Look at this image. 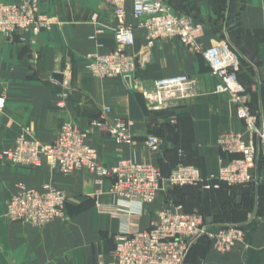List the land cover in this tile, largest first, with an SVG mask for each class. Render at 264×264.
Returning a JSON list of instances; mask_svg holds the SVG:
<instances>
[{"label":"crops","instance_id":"0c3cea01","mask_svg":"<svg viewBox=\"0 0 264 264\" xmlns=\"http://www.w3.org/2000/svg\"><path fill=\"white\" fill-rule=\"evenodd\" d=\"M166 1L176 13L202 24V48L224 40L255 70L238 77L255 111L264 101V0ZM39 7L59 25L36 36L30 32L10 40L0 36V94L5 98L0 111V154L25 129L48 144L62 124L69 122L88 134L101 166L130 159L151 164L167 176L182 163L199 168L203 184L159 192L151 204L139 207L113 198L107 192L108 183L97 186L87 170L62 175L46 162L38 168L20 167L0 157V264H116L114 236L149 228L157 212L170 204L202 215L212 226L246 224L244 240L231 250L219 252L202 239L188 254L186 264H264V163H258V183L204 187L213 185L210 175L228 159L218 146L220 136L245 134V129L227 94L213 93L219 81L202 55L175 39L158 40L147 49L141 19L133 17L131 0L126 1L125 25L135 34L127 53L148 54V61L134 71L132 83L150 86L176 75L197 82L194 98L150 111L125 79L97 78L86 70L88 54H104L115 47L117 22L103 0H39ZM57 75L61 81L54 78ZM104 109H110L108 120L128 123L131 144H116L105 129L93 125L102 119ZM150 135L160 140L156 153L145 143ZM19 184L27 188L50 184L63 190L71 221H55L34 230L31 238L23 237L24 224H7L2 216ZM199 187L208 192H199ZM204 193L213 194L216 212L211 204L207 207Z\"/></svg>","mask_w":264,"mask_h":264},{"label":"built area","instance_id":"2783aa9c","mask_svg":"<svg viewBox=\"0 0 264 264\" xmlns=\"http://www.w3.org/2000/svg\"><path fill=\"white\" fill-rule=\"evenodd\" d=\"M126 1L103 0L117 22L115 47L104 54H88L86 70L97 78L119 76L125 79L130 90L142 95L150 111L167 109L174 102L194 98L197 95L196 80L187 75L162 78L150 86L132 83L134 71L148 61V54L135 57L127 53L134 45L135 34L132 27L125 25ZM131 7L133 17L141 19L139 26L144 31L147 49L158 40L175 39L202 55L211 74L219 81L215 93L227 94L243 124L245 134L230 132L220 136L218 146L228 159L210 175L213 185L204 187L219 189L224 184L233 188L260 182L257 168L260 161L264 163V101L255 111L251 110L250 97L238 80L241 64L236 51L224 41L202 48V24L188 15L176 13L166 0H131ZM57 25L59 22L55 17L40 10L39 0L0 3V36L7 40L24 32L36 36ZM4 103V95L0 94V111ZM109 112L110 109H104L102 119L93 125L105 129L116 144H131L128 123L119 118L108 120ZM145 143L151 152L159 151L160 140L155 135L147 136ZM0 157L20 167L38 168L46 162L62 175L87 170L93 174L97 186L108 183L107 192L113 198L139 207L151 204L159 192H166L171 187L203 184L200 169L182 163L167 176L151 164L130 159H119L109 167L101 166L95 148L88 142V134L69 122L62 124L55 139L48 144H42L29 129H25ZM67 202V194L50 184L40 188L19 184L15 194L5 203L4 213L10 223L42 227L54 220L65 219ZM245 225L212 226L202 215L187 213L170 204L157 212L149 228L124 231L114 236L115 263L186 264L190 250L201 239H206L219 252H228L244 240Z\"/></svg>","mask_w":264,"mask_h":264},{"label":"rangeland","instance_id":"374dc122","mask_svg":"<svg viewBox=\"0 0 264 264\" xmlns=\"http://www.w3.org/2000/svg\"><path fill=\"white\" fill-rule=\"evenodd\" d=\"M222 40H223V38H222ZM224 41V40H223ZM222 41V42H223ZM227 43V42H226ZM228 44V43H227ZM228 46L232 49V50H234L229 44H228ZM235 51V50H234ZM239 56V55H238ZM240 58V57H239ZM240 63H241V67H242V72L241 73H245V72H250L251 74H252V72H254L253 71V68L251 67V66H248V65H245V63L244 62H242L241 61V59H240ZM240 73V74H241ZM196 84H197V82H196ZM213 93H215V90H214V92ZM201 171V170H200ZM192 187H197V186H192ZM200 189V191L199 192H208V191H205L204 190V188H201V187H199ZM171 190H170V192L171 191H173V190H176V189H179V187H171L170 188ZM206 189V188H205ZM213 194L212 193H204L203 194V199H204V202L207 204V207L208 206H210L211 207V205L213 206L212 208H213V210L216 212V209L214 208V203H213V201H214V196H212ZM211 204V205H210ZM235 210V209H234ZM66 212V218L65 219H57V220H54V221H52V222H55V221H59V222H62V223H69L70 221H71V218H70V216H71V214H69V212H67V210L65 211ZM2 216H3V220H5V222L7 223V224H12V223H10L8 220H7V218L5 217V213L4 214H2ZM52 222H50V223H52ZM50 223H48V224H50ZM48 224H46V225H48ZM46 225H44V226H42V227H34V226H32V225H26V224H24V226H25V228H26V230L22 233V236L23 237H25V238H31V236L32 235H34V232H36V231H34V230H38V229H42L43 227H45ZM246 230V229H245ZM196 245V244H195ZM194 245V246H195ZM193 246V247H194ZM192 247V248H193ZM192 250V249H191ZM191 250H190V252H191ZM189 252V253H190ZM188 257V256H187Z\"/></svg>","mask_w":264,"mask_h":264},{"label":"water","instance_id":"95a60500","mask_svg":"<svg viewBox=\"0 0 264 264\" xmlns=\"http://www.w3.org/2000/svg\"><path fill=\"white\" fill-rule=\"evenodd\" d=\"M54 78L57 79L58 81H61L62 76L59 75V77H58V75H57V76H54Z\"/></svg>","mask_w":264,"mask_h":264},{"label":"trees","instance_id":"16d2710c","mask_svg":"<svg viewBox=\"0 0 264 264\" xmlns=\"http://www.w3.org/2000/svg\"><path fill=\"white\" fill-rule=\"evenodd\" d=\"M241 64V63H240ZM241 72H242V67H241ZM239 77V76H238ZM199 186V185H198ZM186 187H192V186H186ZM179 188H183V187H179ZM228 188V187H227ZM202 240V239H201Z\"/></svg>","mask_w":264,"mask_h":264}]
</instances>
